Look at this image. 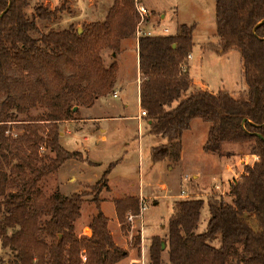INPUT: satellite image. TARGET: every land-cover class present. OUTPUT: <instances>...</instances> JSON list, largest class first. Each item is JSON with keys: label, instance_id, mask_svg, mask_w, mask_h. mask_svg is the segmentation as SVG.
I'll return each instance as SVG.
<instances>
[{"label": "trees", "instance_id": "obj_1", "mask_svg": "<svg viewBox=\"0 0 264 264\" xmlns=\"http://www.w3.org/2000/svg\"><path fill=\"white\" fill-rule=\"evenodd\" d=\"M27 5L28 0H0V240L5 254L15 253L7 263L117 264L129 253L116 244L98 196L108 187L114 163L96 184L102 182L94 196L91 235L79 236L74 229L85 194L57 190L44 197L39 183L66 161L83 158L81 151L61 145L60 125L74 120L76 103L92 106L113 90L118 66L107 67L101 52L118 54L121 41L135 32L134 0H115L106 20L91 23L83 33L73 27L41 32L37 18H55L63 8L40 5L29 18ZM194 28L182 23L175 35L139 38L141 106L151 121L149 133L164 141L152 146V160L179 162L183 133L196 118L210 123L204 151L221 154L225 142H252L257 160L233 180L231 202L222 195L177 200L168 240L152 239L150 261L162 264L165 242L169 264H230L234 257L243 264H264V139L259 136L264 137V0H216L218 42L208 48L220 54L239 50L247 90L238 98L226 89L184 94L190 80L181 78L180 64L193 48ZM13 70L20 77L11 80ZM38 105L48 109L46 116L25 119L21 136L6 134L11 109L26 113ZM43 145L55 156L40 165ZM206 201L208 224L197 232ZM116 208L123 224L124 213H138L140 207L127 198L116 200Z\"/></svg>", "mask_w": 264, "mask_h": 264}, {"label": "rangeland", "instance_id": "obj_2", "mask_svg": "<svg viewBox=\"0 0 264 264\" xmlns=\"http://www.w3.org/2000/svg\"><path fill=\"white\" fill-rule=\"evenodd\" d=\"M137 1L138 0H134L136 21L135 32L130 37L121 41V47L118 54L114 55L111 49H104L101 52L104 64L107 67H109L112 63H116L118 66V55H120L122 51L126 50L125 57L129 61L128 70L130 72L132 71L135 61L134 48L135 44L137 43ZM140 1L147 6L146 0ZM149 1L150 5H152L156 11L167 12L168 14L167 18L161 22L159 26L160 29L168 27L169 32L173 34L176 31L177 21H183L195 26V46L189 52L192 54V59H187L188 54L183 58L182 62L186 61L188 69L181 75L182 79L190 80L191 64L192 75L196 78L205 80L207 83H209L211 88L217 89L219 86H224L230 92H234L233 96L236 98L240 96V93L246 92L247 88L242 89L245 87L246 83L243 77V66L239 50L231 49L226 53L220 54L214 50H209L208 48L209 43L218 42L216 37V0ZM114 2L115 0H28V5L26 6L25 11L29 18H34L36 16L37 6L43 5L47 9L63 8V10L58 13L55 18L48 20H41L37 18L40 31L46 33L51 30L60 31L73 27L74 29H77L79 33H83L85 31L84 27H87L91 23L104 22L109 10L114 5ZM170 14H174V16L171 17ZM154 19L159 23L160 13L155 12ZM32 35L34 37H39L40 33L32 32ZM204 41L209 42H206L202 45V49L206 51H201L200 43ZM19 77V73L15 70L11 71L9 74V78L11 80ZM114 88L115 86L113 87V90ZM113 90L110 93H112ZM196 90L201 89L196 87L192 89L193 92ZM189 93L192 92L187 91L184 94L188 95ZM109 94L100 96L99 102L94 107H88L76 103L77 106L75 107L79 109V112L74 114V121L85 119V121L88 123H84L83 125H77L74 123L67 125L64 124L63 130L71 131V133L66 132L65 138L70 141H74L73 145L75 146H86L90 149H95V145L99 146V144H102L98 141L96 130L100 132V127L108 129L109 124H114V132H110L109 130L106 132L109 136V142L119 143L121 145V148L117 149L119 158L126 154L127 158H131L129 162L135 164L138 162L139 158L138 149H136V151H134V149L129 150L128 146L124 144L126 141H132L133 138L135 139L138 135L137 124L135 120H124V117H119L118 120L110 122H95L98 120H91V117H104V115L109 113H120L123 116L125 115L124 113H129L131 115L138 113V105L134 96L133 99L129 101V108H127L126 111H122V108H124V106H122L119 111L111 112L109 109L113 103L117 105H123L127 104V102L124 100L122 95L119 98H116L113 97L112 94ZM80 107L84 108L80 109ZM11 110L13 118L7 122L8 127L6 134L13 137L21 136L23 134L25 119H28L30 116H46L48 113V109L41 105L31 108L26 113H18L15 109ZM125 122H127V124H125ZM78 124H82V122L78 121ZM98 126L99 129H97ZM144 127H146V125H144ZM61 131L62 127L60 125V135ZM203 137L204 132L202 128H199L197 123H194V131L192 132V135H186V143H191L192 152H195L196 154L199 153V150L201 152V149L199 148V142ZM133 141L132 143L137 148L138 140L134 142ZM146 141H149V137L144 138V142ZM252 146V142L243 144L225 142L221 147V154L218 152H207L209 153L208 156H212L210 159L199 157L192 161V165L196 167L195 170H200L202 172L201 180H197L196 177H192L191 174L189 177L184 176L180 167L170 171V174L169 172L168 174L167 172L155 173L153 176V180L156 184L154 191L163 194L165 191L160 188V184L165 182L171 186V194L174 195V197L160 199V205L158 206L154 205L155 201L152 198L147 197L145 200L147 203V208L143 214L144 222H142V224L136 222L135 225L132 226L127 220V214L129 212L135 213L134 210L124 213V222L123 224L121 223L123 236V247L121 248L127 250L128 253L133 251L134 254L130 253L118 264H130V260L133 257V264H151L150 245L152 239L154 237H159L163 240H168V225L169 219L172 215L173 198H177L179 195H181V199L202 198L207 200L209 195H222L227 202H231V184L236 176H238L241 172L242 167L244 170V166L247 163L243 160H248L249 162L253 161L254 154L251 153ZM54 156L55 153H53L46 145H43L39 150L38 163L40 165L49 163L51 158ZM86 159L88 160V158H85L83 155L82 159L77 160L87 162L85 161ZM225 165H229L230 169H227ZM73 170L74 168L66 167L64 171H62V174H58V170L44 177L39 183V188L41 189L44 197L50 196L57 190L61 191L65 195L72 194V192L76 189V186L74 185L75 179H70V176L73 174ZM93 172H96L100 176L103 175V172H101L100 168H90V170L87 171V174L89 175ZM195 172L196 171H194V173ZM90 175L91 178H94V174ZM135 177L136 182H139L138 174ZM99 181H101V178L98 181H93L83 185L79 191V193L85 194L84 203L82 204L81 208V216L74 223L75 232L79 236L87 235L90 232L87 227H89L92 215L96 212L94 196L98 194V188L101 187L102 182L96 185ZM61 183H65L66 186H61ZM218 185H220V187ZM104 190L105 188H103L98 194L101 200ZM183 190L186 191L185 195L181 194ZM209 216V208L206 201L201 211V219L197 232H201L206 228ZM248 219L250 223L256 227L254 218L252 216H248ZM216 245L219 244L217 243ZM14 255V252H10L9 254L4 253L0 240V264H8L7 262L10 261ZM162 264H169V252L167 244L162 250ZM230 264H243V262H241L239 257H234L231 259Z\"/></svg>", "mask_w": 264, "mask_h": 264}, {"label": "crops", "instance_id": "obj_3", "mask_svg": "<svg viewBox=\"0 0 264 264\" xmlns=\"http://www.w3.org/2000/svg\"><path fill=\"white\" fill-rule=\"evenodd\" d=\"M146 2H147L146 3L147 6L146 5L145 6L151 11L150 28L151 30L155 31L157 35H175L178 32V28L180 24L185 23V24L190 25L189 23H186L183 21H177L176 31L173 34L169 32L168 27H164L160 29L159 26L161 22L164 21L168 16L167 12L156 11L154 7L150 5L149 0H146ZM155 12L160 13L159 23L158 21L154 19ZM170 16L173 17L174 14H170ZM165 28H167L168 31H165ZM194 32H195V29H194ZM194 32H193V47L195 46ZM206 42H209V41H204L200 43L201 51H206L202 49V45ZM138 49H139V38L137 37V43L135 44V48H134L135 61H134V66L131 72L128 70L129 61L125 57L126 50L122 51V53L118 55V62H119L118 77L115 83V88L113 92L110 94H112L113 97H116V98L117 97L119 98L122 95V97L127 102V104L117 105L113 103L109 109L111 110V112H117L119 111L120 108H122V106H124V108H122V111L123 112L126 111V109L129 108V104H128L129 101L133 99V96H134V98L136 99L137 105H138V113L135 115L124 113L125 114L124 116L121 115L120 113H109L107 115H104V117H91V120H98L95 122L116 121L118 120L119 117H124V120H135L137 124L138 135L135 139L133 138V140L134 141L138 140V146L136 148V146L132 143L133 140L126 141L124 142V144L128 146L129 150L134 149V151H136V149H138L139 158H138L137 163L135 164L130 163L129 161L131 158H127L126 154H124L123 157L119 158L117 154V149L121 148V145L119 143L109 142V136L106 132L108 130L110 132H114L115 130L114 124H109L108 129L100 127V132L96 130L98 141L102 144L101 145L99 144V146L95 145V149H90L86 146L85 147L75 146L73 145L74 141H70L65 138L66 132L71 133V131L70 130L64 131L63 130L64 124L67 125V124L74 123L77 125H83L84 123H88L85 121V119L78 120V121H81L82 124H78V121H74V120H67V121L62 122L63 124H61L62 131L60 135V142L62 143V145L67 150H70V151H75V150L81 151L84 157L88 158V161H89V162H84V161H79L77 159H71V160H68L59 169L58 174L60 173L62 174V171H64L66 167L74 168V170L72 171L73 174L70 176V179L72 178L75 179L74 185L76 186V189L72 193L79 192L83 185L93 182V181H98L102 177V175L100 176L96 172H93L90 174H94V178H91V175L87 174V171H89L90 168H94V169L100 168L101 172H104L111 163H114L108 175V187L105 188L102 194L101 208L103 212L109 217V227L112 231L115 242L119 247H123V236H122V226H121V222L118 216V211L116 208V200L134 198L138 200V203L140 205L141 199L146 200V198L148 197V198H152L155 201L154 205L158 206L160 205V201H159L160 199L172 198L174 197V195L171 194V186L165 182H162L160 184V188L163 191H165L163 194H160L154 191V187L156 184L153 180V176L155 173L167 172L168 174L169 172L170 174V171L174 170L177 167H180L182 169L184 176L189 177V175L191 174L192 177H196L197 180H201L202 172L200 170H195L196 167L192 165V161L196 160L199 157L207 158V159H210L212 157V156H208L209 153L205 152L203 149L204 144L206 143L208 139V131L210 128V123L205 122L200 118H196L192 121L191 128L189 130H186L183 133V137H182L183 148H182V153H181V159L179 162L172 163L169 160L154 162L152 160V156H151L152 146L163 143L164 141L161 138L156 137L149 133V124L151 122L150 120H148L147 118H142V119L138 118L139 111L142 109L141 98H140L141 72H140V66H139ZM190 80H191L190 87L188 89L189 92H193L192 89L194 87L199 88V89H204V90L206 89L213 93H217L221 89H226L224 86H219L217 89H213L210 87L209 83H207L205 80L194 77L191 73V64H190ZM246 88L247 86L245 85V87L242 89H246ZM114 92H116V96L114 95ZM230 93L232 95L234 94V92H230ZM99 100L100 98H98L92 106L94 107L95 105H97ZM82 108L84 107H80V109ZM194 123H197V126L199 128H202L204 132V137L199 142L200 143L199 148L201 149V152L199 150L198 154H196L195 152H192L191 143L189 144L186 143V135H192V132L194 131ZM125 124H127V122H125ZM144 125H146V127H144ZM97 129H99V126ZM145 137H149V141L144 142ZM256 160H257V156L254 155L252 162H249L248 160H243V161L246 162L247 164L248 163L253 164ZM93 163L95 165H93ZM225 167H227V169H230L229 165H225ZM194 171L196 172L194 173ZM243 171L244 170L242 167L239 175L242 174ZM137 174L139 176L138 177L139 182H136L135 176ZM239 175L236 176V178L239 177ZM61 186H66V184L61 183ZM218 186L220 187V185ZM177 200H181V195H179V197L177 198H173L172 214L174 212V205ZM130 210L131 209H129L128 211ZM142 222H144L143 219H142ZM87 229L90 230V232L87 235H90L92 232L90 227H87ZM168 234H169V227H168ZM130 253H133V251H130ZM133 261H134V257L131 258L130 264H133Z\"/></svg>", "mask_w": 264, "mask_h": 264}, {"label": "built area", "instance_id": "obj_4", "mask_svg": "<svg viewBox=\"0 0 264 264\" xmlns=\"http://www.w3.org/2000/svg\"><path fill=\"white\" fill-rule=\"evenodd\" d=\"M136 11L138 15L136 36L138 38L143 37V36H156L157 35L156 32L151 30L149 26L151 22V11L139 1H137L136 3ZM165 31H168V29L165 28ZM187 59L188 60L192 59L191 53L188 54ZM187 67L188 65L186 61L181 62L180 64L181 72H186L188 69ZM114 95L116 96V92H114ZM147 115H148L147 110L142 108L139 111L138 118L139 119L146 118ZM181 194L185 195L186 191L183 190ZM146 208H147L146 201L144 199H141L139 212L138 213L129 212L127 214V220L129 221V223H131L132 226H134L136 222H139L142 224L143 214Z\"/></svg>", "mask_w": 264, "mask_h": 264}, {"label": "water", "instance_id": "obj_5", "mask_svg": "<svg viewBox=\"0 0 264 264\" xmlns=\"http://www.w3.org/2000/svg\"><path fill=\"white\" fill-rule=\"evenodd\" d=\"M256 28H257V26H256ZM256 28H255V30H256ZM76 109H77V107L74 108V110H76ZM259 136L264 139V137L261 134H259ZM162 248H165V242L162 243ZM4 264H6V263H4Z\"/></svg>", "mask_w": 264, "mask_h": 264}]
</instances>
